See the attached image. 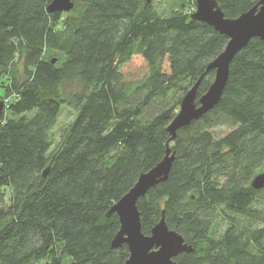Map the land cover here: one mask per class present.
I'll return each mask as SVG.
<instances>
[{
	"label": "trees",
	"instance_id": "1",
	"mask_svg": "<svg viewBox=\"0 0 264 264\" xmlns=\"http://www.w3.org/2000/svg\"><path fill=\"white\" fill-rule=\"evenodd\" d=\"M71 1L49 14L51 0H0V191L12 200L0 264H125L107 213L167 148V181L136 204L142 233L163 216L193 248L177 264H264V188H251L264 171V41L235 55L219 103L168 143L180 100L200 77L197 99L207 92L228 39L185 3L161 17L155 0ZM214 1L227 19L259 2ZM66 108L73 120L52 148Z\"/></svg>",
	"mask_w": 264,
	"mask_h": 264
},
{
	"label": "water",
	"instance_id": "2",
	"mask_svg": "<svg viewBox=\"0 0 264 264\" xmlns=\"http://www.w3.org/2000/svg\"><path fill=\"white\" fill-rule=\"evenodd\" d=\"M151 1L145 0L144 4H150ZM193 1L196 2V7L190 18L210 25L215 32L224 35L228 41L222 52L206 68L207 71H214L213 82L207 92L197 99L200 77L180 100L179 110L167 127L170 135L168 143L176 139L178 130L199 120L219 103L228 81L229 65L235 55L253 38L264 41V0H259L250 10L235 19L225 18L218 2L214 0ZM72 9L73 1L71 0H51L47 7L49 14H68ZM2 109L3 102L0 101V118L3 114ZM174 160V153L170 154V148H167L161 161L146 171L147 173H142L137 178L136 184L107 213V216L116 215L119 220V231L113 238L111 248L126 246L129 254L125 264H177L174 258L193 252V248L185 243L177 232L168 228L163 216L153 226L148 236L141 231L137 201L147 195L148 190L167 181ZM47 172L48 169L42 173L43 179L46 178ZM251 188L256 191L264 188V172L254 177Z\"/></svg>",
	"mask_w": 264,
	"mask_h": 264
},
{
	"label": "rangeland",
	"instance_id": "3",
	"mask_svg": "<svg viewBox=\"0 0 264 264\" xmlns=\"http://www.w3.org/2000/svg\"><path fill=\"white\" fill-rule=\"evenodd\" d=\"M184 4V10H182L183 13L186 14H192L195 12L196 2L193 0H155L153 2L154 8L157 11V14L162 16H172L177 10H179V5ZM65 18V15L63 16ZM5 84V79H2L0 81L1 83ZM0 101L3 102L4 105H7L10 103L8 98L5 96L3 89L0 88ZM72 112L69 109H64L60 115L57 118V123L55 128L52 130V139L54 142V145L52 148H56V146L60 143V137L63 134V130L66 128V126L73 120ZM214 135H216L217 138H221L229 132V129L226 127L217 128L213 130ZM264 171H260L258 173H262ZM258 175V174H257ZM259 205L264 206V190L263 193L259 196ZM11 196L8 191V189H2L0 191V207L1 208H8L11 205Z\"/></svg>",
	"mask_w": 264,
	"mask_h": 264
}]
</instances>
